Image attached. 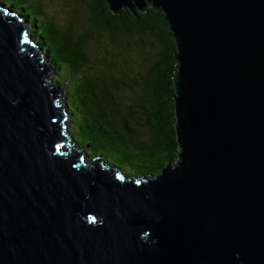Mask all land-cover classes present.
I'll return each instance as SVG.
<instances>
[{
    "label": "water",
    "instance_id": "water-1",
    "mask_svg": "<svg viewBox=\"0 0 264 264\" xmlns=\"http://www.w3.org/2000/svg\"><path fill=\"white\" fill-rule=\"evenodd\" d=\"M103 2L164 17L176 158L125 178L70 146L53 67L0 3V264H264V0Z\"/></svg>",
    "mask_w": 264,
    "mask_h": 264
},
{
    "label": "trees",
    "instance_id": "trees-1",
    "mask_svg": "<svg viewBox=\"0 0 264 264\" xmlns=\"http://www.w3.org/2000/svg\"><path fill=\"white\" fill-rule=\"evenodd\" d=\"M36 1L18 0L6 7L24 19L31 42L54 72L59 70L57 81L68 90L69 133L78 149L130 178L152 176L164 162L171 164L177 151L170 79L175 48L163 15L150 8L112 15L103 0H73L85 3L90 24L75 34L70 19L56 28L46 5ZM93 32L106 44L89 57L85 50ZM144 46L152 51L151 59L138 71L129 55Z\"/></svg>",
    "mask_w": 264,
    "mask_h": 264
},
{
    "label": "rangeland",
    "instance_id": "rangeland-1",
    "mask_svg": "<svg viewBox=\"0 0 264 264\" xmlns=\"http://www.w3.org/2000/svg\"><path fill=\"white\" fill-rule=\"evenodd\" d=\"M17 1L18 0H0V3H2L4 6H10V4L17 3ZM28 1L35 2V0H28ZM36 2L43 3L46 5V14L48 17H50L51 22L56 28H60V29L64 28L65 25H67L68 23V19L72 21V31L75 34L78 33L80 34L81 32H83L84 29L90 28V24L87 20L88 14L86 11V6L85 3L81 1H77L76 4H74L73 0H37ZM104 43L106 44V41L103 42L102 38H100L97 35V33L93 32L91 35V40L86 47L85 54L91 57V52L93 51H95L96 53H101L103 51V47H101V45ZM106 50H109L108 45L106 47ZM151 54L152 51L148 48V46L135 49V53L129 55L131 66L135 70L143 71V69L150 62L151 58L149 56ZM57 72H54L53 69L52 73H50L49 78L52 81H56L57 82L56 86H60L63 89L64 93L61 101L63 104L64 102L66 103V96L68 95V90L66 88V84H64L63 81L60 82L57 81V77H56ZM66 123H67L66 134L69 137V145L72 146L74 149H78V146L75 144V142L70 140V137L72 135L69 133V122ZM87 161L89 162V160ZM119 170L122 172L121 169ZM122 176L128 178L129 175H126L125 173L122 172Z\"/></svg>",
    "mask_w": 264,
    "mask_h": 264
}]
</instances>
